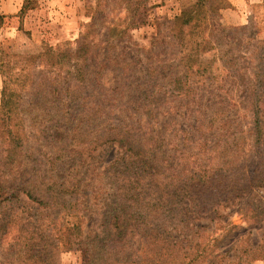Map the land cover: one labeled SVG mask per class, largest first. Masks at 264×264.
<instances>
[{
    "label": "rangeland",
    "instance_id": "rangeland-1",
    "mask_svg": "<svg viewBox=\"0 0 264 264\" xmlns=\"http://www.w3.org/2000/svg\"><path fill=\"white\" fill-rule=\"evenodd\" d=\"M194 2L0 0V48L14 58L19 97L13 132L31 161L22 171L46 179L57 173L66 186L77 185L83 216L73 220L61 207H37L20 195L16 217L0 212V264H34L29 257L45 242L39 231L50 234L55 222L78 223L72 241L99 235L100 209L121 185L114 179L135 161L129 143L154 151L167 177L158 189L189 178L195 187L196 175L215 178L205 204L181 196L162 226L176 244L172 264H264V15L221 27L214 11L221 0L200 8L195 29L177 33L203 39L191 53L198 73L186 76L187 84L199 77V86L181 96L168 84L181 77L171 64L183 55L170 35L175 17ZM2 87L0 73V101ZM162 216L150 220L165 222ZM50 235L60 243L55 263L85 264L79 250ZM139 244L129 252L133 264L143 258Z\"/></svg>",
    "mask_w": 264,
    "mask_h": 264
},
{
    "label": "trees",
    "instance_id": "trees-1",
    "mask_svg": "<svg viewBox=\"0 0 264 264\" xmlns=\"http://www.w3.org/2000/svg\"><path fill=\"white\" fill-rule=\"evenodd\" d=\"M211 1L195 0L194 5L186 7L173 21L170 40L172 44L178 46L176 55L183 54L179 58H174L171 64V67L174 66L177 69L180 66L182 69L181 77H174L168 83L173 87V93L176 95L182 96L189 93L200 81V78L195 76L196 81L187 84L186 76L193 73L197 75L198 68H195L197 63L191 59V53L192 49L196 47V50L203 44V39L190 40L193 32H190L191 35L187 39L179 38L177 33H180L179 30L184 26H189V30L195 29L196 19L194 20V18L199 14L200 8L209 5ZM224 1L221 0L214 10L217 12L218 25L220 24L221 27L224 25L220 22V11L228 6ZM1 20L2 16H0V24ZM209 28L210 31L216 30L217 25L211 24ZM13 59V56L5 54L0 48V73L3 75L0 101V212L7 208L3 217L9 220L16 217L17 213H13L12 206L18 202L20 195H24L37 207H61L63 213L71 216L73 220L75 218L83 219L80 208L76 207V200L79 196L77 185L66 186V178L58 176L57 173H52L46 179L44 175L32 176L29 172L22 171L31 164V161L27 156L22 155V150L19 148L20 136L13 132L15 127L13 120L17 115V98H19L12 81ZM22 70L24 71V69ZM183 80L184 82H182ZM119 138L121 136L112 139L118 140ZM120 141L128 142L122 139ZM129 144L132 147L129 150H132L131 153L134 154L135 161L130 162L131 165H124L123 168L126 171L121 179L120 176L114 179L121 185L113 187L112 192L109 193V203L100 209V234L84 233L83 237L77 236L72 241V232L70 231H79L78 223L67 221L60 225H56V222L51 225L49 233H57L59 240L60 237L63 238L64 248L71 249L73 247L79 250L85 264H133L131 263L133 261H129V252L132 250L138 252L137 241H140L145 250L143 258L140 261L135 260L134 264H172L170 250L176 244L172 242L171 233L163 232L162 226L171 223L175 216L174 211H179L177 200L181 196L187 195L191 203L195 201L200 202L199 205L205 204L206 187L215 179H209V177L205 179L203 176L196 175L193 181L196 182L195 187L192 184L190 187L188 186L192 182V179L189 178L182 181L177 187L171 184L167 188L158 189L155 185L163 184L160 178L164 172L157 171L158 165L155 162L154 151H150L146 145L142 149H138L139 145ZM160 168L162 170V167ZM31 170L36 174L33 168ZM27 175L30 177L27 178ZM173 176L171 174L168 178ZM163 177L167 178L166 175ZM135 181L136 183H134ZM133 184L137 185L132 186ZM181 190L184 194L179 192ZM164 213L167 215L162 216ZM156 216H162V221H166L160 223L157 219L150 220ZM45 229L42 227V230L39 231V239L45 241L42 248L37 249L39 251H35L29 259H32L34 264H57L52 253L55 249L57 250L60 243L58 244V239L52 238ZM130 233L132 234L129 236Z\"/></svg>",
    "mask_w": 264,
    "mask_h": 264
},
{
    "label": "crops",
    "instance_id": "crops-1",
    "mask_svg": "<svg viewBox=\"0 0 264 264\" xmlns=\"http://www.w3.org/2000/svg\"><path fill=\"white\" fill-rule=\"evenodd\" d=\"M228 6L220 11L224 26H243L255 15H264V0H227Z\"/></svg>",
    "mask_w": 264,
    "mask_h": 264
}]
</instances>
